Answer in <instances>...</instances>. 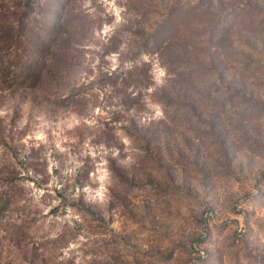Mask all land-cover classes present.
<instances>
[{
    "label": "rangeland",
    "instance_id": "374dc122",
    "mask_svg": "<svg viewBox=\"0 0 264 264\" xmlns=\"http://www.w3.org/2000/svg\"><path fill=\"white\" fill-rule=\"evenodd\" d=\"M0 264H264V0H0Z\"/></svg>",
    "mask_w": 264,
    "mask_h": 264
},
{
    "label": "clouds",
    "instance_id": "9594fccd",
    "mask_svg": "<svg viewBox=\"0 0 264 264\" xmlns=\"http://www.w3.org/2000/svg\"><path fill=\"white\" fill-rule=\"evenodd\" d=\"M110 3H111V5L113 7H115V0H110ZM116 14H117V23H118L122 18L119 16L118 12ZM110 30H111V28L106 26L103 31L107 34ZM143 58H144L145 61H149L150 60V57L147 56V55H145ZM110 59H112L114 61L113 68H115L116 67V61H117L116 56H112V57H110ZM164 75H165V70L162 67H160L159 66V62L156 61L154 66H153V76H154V79H155L157 84H162L163 83ZM149 91H151V89H149ZM149 107L154 110L155 117H160L162 115V112H161L160 108L157 105L149 104ZM122 142L126 146L131 143L130 139L127 136H123ZM92 155L95 156L96 153L93 152ZM128 159L131 160V157H129ZM103 163L106 164L107 161H103ZM98 171H99V169H98ZM92 175L95 176L96 174L93 173ZM106 177H107V171L105 170L103 172V174L98 177V179L101 181V184H100L99 188L95 190V194H94V196H92L93 199H99L100 201L104 200L106 188L104 186L103 181L106 179ZM84 191L86 193H89L90 195L92 193V190L87 188V187H85Z\"/></svg>",
    "mask_w": 264,
    "mask_h": 264
}]
</instances>
